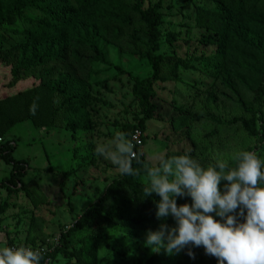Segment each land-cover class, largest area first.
<instances>
[{"label": "rangeland", "instance_id": "374dc122", "mask_svg": "<svg viewBox=\"0 0 264 264\" xmlns=\"http://www.w3.org/2000/svg\"><path fill=\"white\" fill-rule=\"evenodd\" d=\"M51 2L60 6V12L75 15V32L97 16L116 19L97 38L103 60L87 61L84 57L93 54L85 50L78 52L77 61L68 46L60 63L17 70L13 75L20 47L30 44L28 28L41 14L22 11L26 0H0V144H14L12 158L26 165L21 177L24 189L19 184L0 187V238L49 250L61 247L62 234L122 177L115 165L94 151L118 131L130 140L140 132L134 151L150 165L173 152L187 153L203 167L214 164L217 157L231 164L239 151L254 152L264 160L257 149L264 133V97L255 105L244 86L227 87L223 83L226 64L214 57L216 46L206 41L219 30L217 15L231 0H146L142 4L145 10L161 2L155 53L160 80L148 92V101L156 109L147 120L139 86L152 76V69L146 58L144 25L131 12L133 0H99L91 7L82 0ZM243 9L240 20L228 23L227 32L250 36L264 51V30L257 27L264 23V0H243ZM64 74L88 86V131L67 130L64 100L45 88V82ZM34 102L37 109L32 115L29 109ZM236 118L252 119L256 135L251 137L239 123H231ZM11 171L0 156V182ZM145 183L143 175L131 185L138 191L137 200L143 198ZM128 187L116 189L106 203L118 210L120 219L91 217L83 229L68 237L67 257L58 254L50 264H148L153 257L160 258L159 264H175L188 248L167 255L163 249L157 253L145 246L147 232L159 225L140 231L128 224L137 213V200ZM182 199L191 203L190 197ZM165 223L175 225L171 216ZM203 256L204 264H218L204 249Z\"/></svg>", "mask_w": 264, "mask_h": 264}, {"label": "trees", "instance_id": "16d2710c", "mask_svg": "<svg viewBox=\"0 0 264 264\" xmlns=\"http://www.w3.org/2000/svg\"><path fill=\"white\" fill-rule=\"evenodd\" d=\"M86 1V4L96 6L99 0H82ZM146 0H133L131 6V12L138 17L143 23L147 40L146 43L149 46V50L146 53L151 69L152 76L147 78L144 85H140L141 104L145 109L144 119H149L154 111L155 106L148 101V92L151 89L152 83L160 80L159 77V62L157 60L156 51L159 47V30L157 28L160 22V13L158 12L161 7V2L154 4L148 9H142V4ZM78 2V0H77ZM60 6L54 2L50 3V0H26L22 11L35 10L41 14V19L32 22L28 28L30 44H26L20 47L19 59L16 69L13 71V75L17 70L39 68L46 65L58 64L65 59L66 49L68 46L73 48L72 58L80 60L81 56L79 51H85L92 53L93 56L84 57L87 61L103 60V54L98 47L97 38L104 33L103 27L112 20H115L113 16L101 15L94 18L93 23L89 24L85 28L77 29L75 32V15L66 14L60 12ZM244 12L243 0H231L228 7L221 12L218 16L220 22V28L216 31L214 36L206 38L207 43L216 46L214 57L218 61H222L226 64L223 71L224 79L223 83L227 87H231V84L244 86L252 93V101L255 105L260 104V100L264 97V51L261 48L262 45L254 41L250 36L238 34L231 36L227 32L228 23H232L237 19L240 20V16ZM259 30H264V23L257 25ZM171 40H168L170 42ZM79 63V62H78ZM45 88L49 92L60 96L64 100V114H65V127L71 133L79 131H88L91 128V120L86 110L88 105L90 94L88 92V86L81 80L73 79L69 74H64L55 80H49L45 82ZM231 123H239V125L245 130L246 134L251 137L256 135L255 122L252 119L236 118ZM0 142L1 139H0ZM16 146L11 142H5L0 144V156L6 164L12 166V171L8 179H3L0 182V187H11L20 185L22 189L25 188L21 177L26 169L25 162L23 160H14L12 154ZM257 149L260 153L264 154V133L259 137ZM140 163L133 160V167L141 169V175L132 177L122 175L121 179L114 181L110 184L105 194L100 197L96 202L91 204L79 217L74 226L68 229L61 236V247H55L44 258L55 259L58 254L67 257L64 250L66 247V241L68 237L77 230L83 229L89 222L90 218L95 215H105L107 221L109 218L120 219L118 210L115 208H109L106 203L113 197V192L123 186L131 188V193L137 200L138 191L132 188L131 185L135 184L136 179L145 175L143 173V165L148 162L144 160L140 152L136 150ZM182 152L168 153L165 157H171L174 155H183ZM230 166H235L233 161ZM160 197L155 193L150 197H144L141 200H137V213L130 216L127 220L128 224L140 231L146 230L148 227L157 226L165 221L158 220L156 218V203ZM182 198H177V204L188 203ZM238 219L242 222L243 218ZM8 240V244H24L12 241L9 237L5 236ZM35 246V245H30ZM195 253V259L190 258L186 253L182 252L178 255L175 264H204L203 247H194L191 249ZM41 260V262L44 260ZM159 257L151 258L148 264H159Z\"/></svg>", "mask_w": 264, "mask_h": 264}, {"label": "clouds", "instance_id": "9594fccd", "mask_svg": "<svg viewBox=\"0 0 264 264\" xmlns=\"http://www.w3.org/2000/svg\"><path fill=\"white\" fill-rule=\"evenodd\" d=\"M36 109L34 102L29 111L35 115ZM127 137L118 131L94 151L121 175L136 177L141 169L133 167V160H140ZM231 159L235 166L217 157L214 164L203 167L185 153L161 155L155 164L143 165L144 197L158 195L156 218L165 221L171 216L175 221L174 226L161 223L156 231L149 230L146 247L157 253L163 249L167 255L188 248L192 259V247H203L218 264H264V160L250 151H239ZM185 197L191 203L178 205L177 198ZM42 259L41 251L27 246L0 249V264H41Z\"/></svg>", "mask_w": 264, "mask_h": 264}, {"label": "built area", "instance_id": "2783aa9c", "mask_svg": "<svg viewBox=\"0 0 264 264\" xmlns=\"http://www.w3.org/2000/svg\"><path fill=\"white\" fill-rule=\"evenodd\" d=\"M140 132H135L134 136H133V144H135L139 139H140ZM18 246H27V247H31L34 250H39L42 253L43 258L46 257V255L48 253H50L52 250H49L46 247H42V246H30V245H24V244H8V240L6 239L5 236H3L2 238H0V249L4 248V247H18ZM51 259L50 258H44V260L41 262V264H50Z\"/></svg>", "mask_w": 264, "mask_h": 264}]
</instances>
